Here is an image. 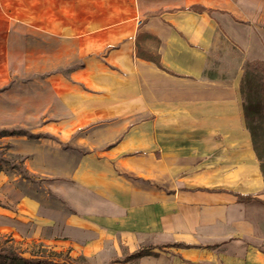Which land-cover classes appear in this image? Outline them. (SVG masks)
<instances>
[{
	"label": "crops",
	"instance_id": "1",
	"mask_svg": "<svg viewBox=\"0 0 264 264\" xmlns=\"http://www.w3.org/2000/svg\"><path fill=\"white\" fill-rule=\"evenodd\" d=\"M251 61H264V0H0L1 103L30 102L22 116L81 131L80 146L92 132L104 157L77 179H96L104 215L150 234L144 264L169 248L168 264H264V181L240 95ZM67 184L53 188L83 201Z\"/></svg>",
	"mask_w": 264,
	"mask_h": 264
},
{
	"label": "rangeland",
	"instance_id": "2",
	"mask_svg": "<svg viewBox=\"0 0 264 264\" xmlns=\"http://www.w3.org/2000/svg\"><path fill=\"white\" fill-rule=\"evenodd\" d=\"M7 100V106L0 101L8 111L6 120H0V248L23 257L55 252L61 260L83 258L87 264H144L131 253L151 244L150 234L132 232L128 213L104 215L106 209L97 207L95 199L100 192L96 179L89 185L77 179L82 162L96 166L104 157L92 132L82 130L86 144L80 146L81 131L70 138L50 133L48 126L60 122L34 120L32 113L22 116L32 104L16 95ZM256 113L264 136V108ZM65 183L81 187L84 200L71 203L61 197L53 187ZM172 255V248L153 250L145 264H168Z\"/></svg>",
	"mask_w": 264,
	"mask_h": 264
},
{
	"label": "trees",
	"instance_id": "3",
	"mask_svg": "<svg viewBox=\"0 0 264 264\" xmlns=\"http://www.w3.org/2000/svg\"><path fill=\"white\" fill-rule=\"evenodd\" d=\"M240 95L245 125L249 131L252 147L264 181V136L258 113H256L257 108H264V61H251L244 64ZM232 195L238 202H249L255 199V196L252 195ZM154 247L139 249L132 252L131 255L138 258L149 255ZM59 255L53 252L50 256L23 257L15 251L0 248V264H87L83 258L80 260H61Z\"/></svg>",
	"mask_w": 264,
	"mask_h": 264
}]
</instances>
